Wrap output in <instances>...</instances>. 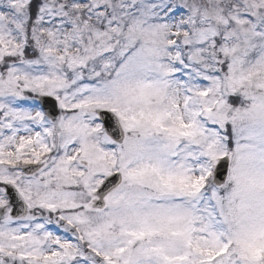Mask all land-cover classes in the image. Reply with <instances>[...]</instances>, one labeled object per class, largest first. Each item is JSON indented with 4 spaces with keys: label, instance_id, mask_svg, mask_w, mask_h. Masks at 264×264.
Returning a JSON list of instances; mask_svg holds the SVG:
<instances>
[{
    "label": "snow or ice",
    "instance_id": "obj_1",
    "mask_svg": "<svg viewBox=\"0 0 264 264\" xmlns=\"http://www.w3.org/2000/svg\"><path fill=\"white\" fill-rule=\"evenodd\" d=\"M0 264H264V0H0Z\"/></svg>",
    "mask_w": 264,
    "mask_h": 264
}]
</instances>
